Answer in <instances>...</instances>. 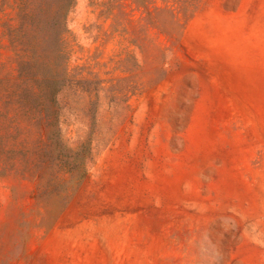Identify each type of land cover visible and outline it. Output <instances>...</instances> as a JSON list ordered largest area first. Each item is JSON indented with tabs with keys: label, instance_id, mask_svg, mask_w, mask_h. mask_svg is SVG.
Masks as SVG:
<instances>
[{
	"label": "rangeland",
	"instance_id": "obj_1",
	"mask_svg": "<svg viewBox=\"0 0 264 264\" xmlns=\"http://www.w3.org/2000/svg\"><path fill=\"white\" fill-rule=\"evenodd\" d=\"M0 264H264V0H0Z\"/></svg>",
	"mask_w": 264,
	"mask_h": 264
}]
</instances>
